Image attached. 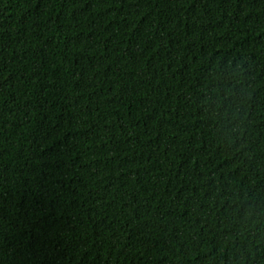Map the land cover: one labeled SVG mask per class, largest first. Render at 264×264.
Segmentation results:
<instances>
[{
  "label": "trees",
  "instance_id": "16d2710c",
  "mask_svg": "<svg viewBox=\"0 0 264 264\" xmlns=\"http://www.w3.org/2000/svg\"><path fill=\"white\" fill-rule=\"evenodd\" d=\"M0 264H264V0H0Z\"/></svg>",
  "mask_w": 264,
  "mask_h": 264
}]
</instances>
